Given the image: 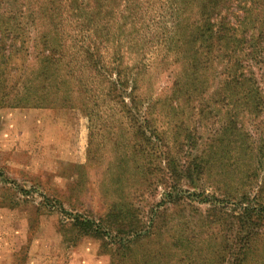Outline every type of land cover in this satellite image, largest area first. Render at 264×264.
<instances>
[{"label": "rangeland", "instance_id": "1", "mask_svg": "<svg viewBox=\"0 0 264 264\" xmlns=\"http://www.w3.org/2000/svg\"><path fill=\"white\" fill-rule=\"evenodd\" d=\"M31 1L0 0V264H226L234 259L239 252L234 216H242L247 207L264 205V157L257 163L252 160L253 170L246 171L247 157L235 162L224 146L213 147L220 132L218 120L225 119L228 111L200 115L184 110L178 117L185 124L176 128L182 129L178 136L182 144L173 155L190 160V154L209 153L205 159L210 176L200 174L190 184L180 180L174 190L155 186L150 191L145 177H134L128 170L130 179L110 188L111 180L105 174L116 162L107 154L102 140L105 131L99 125L90 137L87 113L76 108L14 106L18 96L26 95V84L35 74L31 64L37 66L40 51L69 46L65 9L55 1L47 13L49 0V5ZM179 1L183 8L180 24L190 28L203 0ZM253 1L257 0H231L220 12L248 37L264 30V5L255 6ZM57 24L64 34L61 43L58 28L53 29ZM135 60L132 54L125 56L127 65ZM169 60L144 61L147 68L138 94L144 106L167 95L162 93L176 77ZM217 86L215 82L211 88ZM150 113L164 124L157 117L158 110ZM260 121L264 124V113ZM253 126L248 128L252 141L263 145L264 127ZM89 146L94 149L91 162ZM221 159L228 161L226 171L219 169ZM193 192L209 201H188ZM114 202L125 221H112L124 222L121 230L129 222L141 225L143 239L132 237L121 248L109 236L83 235L72 228L69 215L98 222L113 211ZM113 229L117 231L116 223ZM251 232L240 264H264V221L251 226ZM116 246L118 252L111 255Z\"/></svg>", "mask_w": 264, "mask_h": 264}, {"label": "trees", "instance_id": "2", "mask_svg": "<svg viewBox=\"0 0 264 264\" xmlns=\"http://www.w3.org/2000/svg\"><path fill=\"white\" fill-rule=\"evenodd\" d=\"M41 1L50 4L47 13L53 10L55 1L65 9L69 46L40 51L37 66L31 64L30 71L35 69V74L26 84V95L18 96L14 106L76 108L87 113L90 137L99 125L105 131L102 140L107 154L116 162L105 174L111 180L110 188L130 179L128 170L134 177H145L150 191L155 186L174 190L180 180L190 184L200 174L205 178L211 175V167L206 166L209 160L205 159L210 158L209 153L190 154V160L173 155L182 144V129L176 128L185 124L178 118L184 110L203 115L226 109L228 116L218 120L220 132L213 147L224 146L233 154L231 158L235 156V162L247 157L246 171L253 170L252 160L257 163L264 157V144L252 141L248 129L254 128V123L264 127L260 121L264 113V30L248 37L229 23L227 15L220 16L222 5L231 0H203L199 17L190 28L180 24L183 8L179 0H49V4L47 0H34L31 4ZM253 4L263 8L264 0ZM55 28L60 42L64 34L58 24ZM127 54L135 56L132 65L125 63ZM148 59H170L171 73L176 77L162 93L167 94L164 98L149 100L144 106L138 94L147 68L144 61ZM223 61L225 64H221ZM215 82L218 86L211 88ZM142 108L146 110L140 115ZM156 110L164 124L150 116ZM191 118L192 114L186 122ZM87 153L88 162L93 161V147L89 146ZM224 159L219 160L223 162L219 169L226 171L229 164ZM187 198L198 203L209 201L195 192ZM116 208L114 202L113 211L98 222L79 215L68 218L80 234L109 236L111 243H121V248L127 247L123 244L132 237L143 239L142 226L135 222L120 229L124 222L116 221L125 219ZM242 213L234 216L239 228L235 234L239 252L226 264H240L241 251L253 235L251 226L264 221V205L247 207ZM115 223L117 231L113 229ZM116 252L117 246L110 253Z\"/></svg>", "mask_w": 264, "mask_h": 264}]
</instances>
